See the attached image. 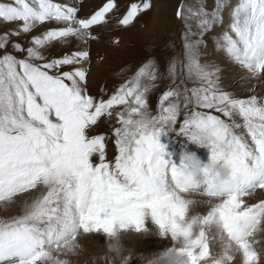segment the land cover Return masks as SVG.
<instances>
[{"label":"snow or ice","instance_id":"6c2138e0","mask_svg":"<svg viewBox=\"0 0 264 264\" xmlns=\"http://www.w3.org/2000/svg\"><path fill=\"white\" fill-rule=\"evenodd\" d=\"M81 4L0 0V22L17 25L0 33V203L36 192L20 215L0 219V264H47L48 249L79 233H110L117 224L139 229L146 214L165 235L185 240L191 264H212L208 224H219L244 264H264V252L249 242L264 228V197L253 199L264 192V0H215L211 11L204 0L195 6L182 0L176 11L182 51L167 59L164 72L149 58L108 99L88 94L91 42L113 21L116 28L134 26L152 0H135L123 13L117 0H104L85 17L78 15ZM221 26L215 45L244 96L225 90L220 66L201 59L205 35ZM20 36L27 46L12 39ZM74 42V50L49 58L54 46ZM161 79L168 85L153 114L148 95ZM182 113L179 133L210 145L211 160L232 170L228 183L208 185L207 195L219 198L211 210L191 220L181 194L196 185L160 142L165 130L177 131ZM102 117L114 122L110 135L95 134ZM109 139L117 153L112 161ZM225 257L223 264H232Z\"/></svg>","mask_w":264,"mask_h":264},{"label":"rangeland","instance_id":"374dc122","mask_svg":"<svg viewBox=\"0 0 264 264\" xmlns=\"http://www.w3.org/2000/svg\"><path fill=\"white\" fill-rule=\"evenodd\" d=\"M91 1L93 2L94 0H91ZM181 2L182 0H157V1L153 0L152 7L149 9V12L152 10V13L154 14L155 11L159 9V5L161 3L167 5V7L169 8L167 10V15L165 13L164 22L159 27L160 33L164 32V34L167 35V37L163 38V41L165 42L169 40V42L164 45H163V42L162 43L160 42V45H158L157 43L158 39L154 36H151L149 40V42L151 43V46H149V42L145 43L146 45L144 44V42L139 44L142 51H145L146 54L143 55L141 53V50H138L136 53H134L132 58H129V60H127L124 56L121 55L119 56L118 59H115L113 61L116 64H113V63L111 64L108 62L104 70L100 71L99 69L100 72L99 73L96 72L97 73L96 77H95L96 73L93 72L94 69L89 70V75L87 79L88 94L96 97L97 99L101 97H103L104 99H108L109 96L116 90V88L120 84L124 83L128 78H130L135 73V71L138 70V68L142 66V64L145 63L149 58H155V60L159 62L160 71L164 72L165 70L164 65L167 59L175 55V53H179L182 51L181 37L184 31V28H183L182 21H180L176 17V11H177L176 8ZM183 3L187 5L195 6L197 3V0H183ZM204 3H205V7L209 11H211L215 7V0H204ZM233 3H235V0H233ZM81 6L89 7L90 3L87 0H83V4H81ZM154 19L156 20L155 16L149 18V26L154 25ZM169 24H171V26ZM225 24H227V11L225 12ZM16 26L17 25L15 23L0 22V33L5 32L8 29L15 28ZM221 27L223 28V26ZM168 28L170 29L168 30ZM217 29L218 27L213 28L212 32L209 34H206L204 37L206 46H202L200 49L202 53V57H201L202 62H205L208 64H215V65L220 66V68L222 67L221 68L222 69L221 80H220L222 87H224L225 90L233 91L240 96H244L247 93L242 91L241 87L237 83L233 82V76L235 74V70L232 68L231 73L229 72L225 73L223 70L226 67L222 66V64L218 61L217 57L221 58V56H223V53L221 51H218L215 45V38L219 37V35H217V37L215 36L216 34L215 32L217 31ZM41 30L42 29H37V32ZM169 32L170 34H168ZM210 38L212 39L213 46L215 47L214 53L209 50L210 48H209L208 39ZM12 39L14 41H18L21 44L27 46L26 42L28 38L25 36L13 37ZM176 40L179 42L177 43ZM72 46H75V42L67 46V48L72 47ZM173 46H174V50H173ZM60 48L61 46L59 47V50ZM8 51H12L11 46H9ZM14 54L17 56H21L20 53H14ZM47 54L49 58L58 57L61 55L59 54L58 50L55 48H51ZM88 67L90 68L92 66H88ZM64 70H70V69L66 68ZM231 84H237V86L233 88ZM167 85H168V81L166 79H161L159 81V87L156 90L149 93L148 95L149 108L153 114H157L158 112L159 96L162 95L163 91L167 89ZM257 87H258L257 91H260L262 88V86L259 84H257ZM215 114L219 115V113H215ZM182 120H183V113L181 114V117L179 118L178 123L176 125L177 132H178L180 123H182ZM237 122L242 123V120L238 119ZM113 123H114L113 121H106L105 118L102 117L101 120L98 122V125L95 128V134L110 135L111 129L109 125ZM238 131H243V130L241 129ZM182 139L183 138L181 136H178L176 134V131L168 132L167 130H165V134H162L160 137V142L165 148L166 158L169 159L171 162H173L175 166L177 167L182 166L183 164L182 153L185 151L195 152L200 158V160L205 164L211 162L212 152H211L210 145H200L195 142H188L187 144H185L184 142H182ZM106 153H107L106 159L109 161H112L114 159V156L117 154L115 144L112 139H109L107 142ZM93 160L94 162H96L95 157L93 158ZM35 195H36V192H32L30 194L19 196L16 198V202L10 205H4L0 203V219H9V218L20 215L21 206L24 200L31 199ZM260 197H264V192L258 191L257 193L254 194L253 199H258ZM204 210L205 209L203 208L197 209V211H200L201 213H204ZM187 219L190 220L189 217H187ZM145 223L149 227H154V225H156L154 220L151 218L150 214H146ZM215 226L218 229H220L219 224H215ZM118 227H119L118 224L114 226V228H118ZM81 233L82 235L79 239L83 247H82V250L79 252V254L76 256H72V257L62 256L61 258L69 259L71 261V264H107L108 257L105 254L104 244L110 238L109 234L105 233L103 230L96 231L90 234H83V232ZM166 236L170 238V234ZM181 239L183 238L181 237ZM128 243H129V247L134 248L137 252H150V251L162 250L168 247L169 239L148 238L145 240H139L137 237H129ZM222 247L223 245L220 244L217 246L216 249L214 248V251H217ZM258 247H259V250L264 252V242H262ZM131 257H133V259H130L128 261V264H140V261L138 259H135L134 255ZM225 259L226 257L224 255V256H221L218 261H220L221 264H223V261Z\"/></svg>","mask_w":264,"mask_h":264},{"label":"clouds","instance_id":"9594fccd","mask_svg":"<svg viewBox=\"0 0 264 264\" xmlns=\"http://www.w3.org/2000/svg\"><path fill=\"white\" fill-rule=\"evenodd\" d=\"M178 136H181L182 142L187 144L192 142L187 136H184L176 131ZM186 141V142H185ZM182 161L185 172L191 178L194 187L181 194V199L186 201L188 206V217L202 215L198 208L208 209L214 206V203L219 198H213L207 195V187L209 184L216 186L228 183L232 178L231 168L223 160H211L210 163H203L195 152L185 151L182 153ZM93 232H83V234H90ZM109 234L110 238L104 244L105 254L108 257L107 264H121V261L128 256H135V259L140 261V264H191L190 257L186 252L182 251L187 247L184 239L167 237L158 226L149 227L144 222L139 229L135 225L119 226L113 228ZM206 242L212 249V264L227 252L233 257L232 264H244L243 256L237 249V246L230 242L223 236L220 229L215 224H208L205 226ZM79 233L77 237L71 241L66 242L61 248L48 249L47 264H71L67 258L79 254L82 250ZM137 237L139 240L148 238H164L169 239V246L156 251L137 252L134 248L129 247L128 238ZM250 244L257 251L259 245L264 242V228H258L253 236L250 238ZM223 247L214 251L218 245ZM229 245H231L229 247ZM262 252V251H261Z\"/></svg>","mask_w":264,"mask_h":264},{"label":"bare ground","instance_id":"6f19581e","mask_svg":"<svg viewBox=\"0 0 264 264\" xmlns=\"http://www.w3.org/2000/svg\"><path fill=\"white\" fill-rule=\"evenodd\" d=\"M87 1L90 3L89 7H83L80 5V11H79L78 15L81 17H85V16L90 15L94 10H96L99 6H101L104 3V0H94L93 2L91 0H87ZM55 2L76 4L78 2V0H55ZM117 2H118L119 7H120V12L123 13L126 11L127 7L130 5V3L135 2V0H117ZM168 9L169 8L167 7V5L161 3L159 5V9L157 11H155V13H154L155 15L152 13V10L149 12V9L146 10L145 12H142L137 17V20L134 21V26H132V27H129L127 29L116 28L114 26V21H113L112 26L107 31L98 32L97 34L99 36V40L91 42L90 49H89V52H90V64H89V66H92L89 68V70L94 69L93 72L99 73L101 70H104V68H106V64H108V62L111 64L112 63L116 64L113 61L115 59H118L119 56H121V55L124 56L127 60H129V58H132L134 53H136L138 50H141V53L143 55L146 54L145 51H142L139 44H141L143 42H144V44L149 42L151 36H154L158 39V41H157L158 45H160V42L161 43L163 42V45L167 44L169 42V40L165 41V42L163 41V38L167 37V35L164 34V32L160 33L159 27L164 22V19H165L164 16H165V13L167 15ZM153 16H155L156 20L154 19V25L149 26V18H151ZM155 24H157V25H155ZM169 25L171 26V24H169ZM169 29L170 28H168V30ZM171 29H173V28H171ZM222 31H223V28L218 27L217 31L215 32L216 33L215 36L216 37H217V35L220 36ZM168 34H170V32ZM115 39H119V44L113 43V40H115ZM176 42L178 43L179 41L176 40ZM208 43H209V48H210L209 50L214 53L215 47L213 46L211 38L208 39ZM149 46H151L150 42H149ZM59 47H60L59 45H56L53 48L57 49L59 54L62 55L66 51L70 52V51L74 50L76 45L69 47V48L61 47L60 50H59ZM175 54H177V53H175ZM217 58H218V61L222 64V66L226 67L223 71L225 73L226 72L231 73L233 67L231 65H229V63L226 61L224 54H223V56H221L222 59L219 57H217ZM99 69H100V71H99ZM96 75H97V73L95 74V77H96ZM253 83H255V82L253 81ZM111 85H113V84H111ZM231 85L233 86V88H235L237 86V84H231ZM257 89H258V87H257Z\"/></svg>","mask_w":264,"mask_h":264}]
</instances>
